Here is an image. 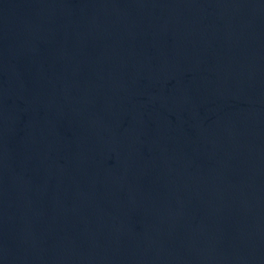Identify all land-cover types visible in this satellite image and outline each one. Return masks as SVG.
<instances>
[{"label": "water", "instance_id": "95a60500", "mask_svg": "<svg viewBox=\"0 0 264 264\" xmlns=\"http://www.w3.org/2000/svg\"><path fill=\"white\" fill-rule=\"evenodd\" d=\"M0 264H264V0H0Z\"/></svg>", "mask_w": 264, "mask_h": 264}]
</instances>
